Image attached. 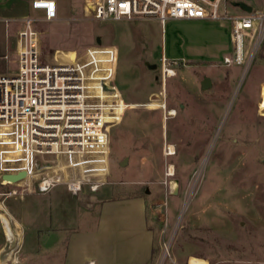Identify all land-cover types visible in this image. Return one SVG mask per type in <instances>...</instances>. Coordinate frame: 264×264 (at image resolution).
I'll return each mask as SVG.
<instances>
[{
	"label": "rangeland",
	"instance_id": "obj_1",
	"mask_svg": "<svg viewBox=\"0 0 264 264\" xmlns=\"http://www.w3.org/2000/svg\"><path fill=\"white\" fill-rule=\"evenodd\" d=\"M239 1L264 7V0H222L220 13L244 11ZM81 5L73 26L38 32L40 57L51 64L76 61L90 46H116L108 86L119 88L128 107L110 127V174L92 179L100 181L95 190L89 182L58 183L22 197L1 194L15 186L0 182V257L13 249L22 264H61L59 235L35 239L31 228L24 241V227L13 223L11 213L36 224L48 210L78 213L84 230L93 221L85 198L108 191L148 199L155 235L151 263L264 264V39L242 64H224L202 55L212 44L216 55L226 46L229 19H168L161 28L155 18L98 20ZM172 42L184 58L165 53ZM230 43L232 56L233 38ZM15 66L0 55V72L11 74ZM205 77L212 81L207 89L201 86ZM13 233L10 242L6 234Z\"/></svg>",
	"mask_w": 264,
	"mask_h": 264
},
{
	"label": "built area",
	"instance_id": "obj_2",
	"mask_svg": "<svg viewBox=\"0 0 264 264\" xmlns=\"http://www.w3.org/2000/svg\"><path fill=\"white\" fill-rule=\"evenodd\" d=\"M221 2L88 0L87 8L98 20L139 16L155 18L161 26L168 19H229L234 54L224 56L223 63L242 64L264 39V7L223 15ZM32 7L44 9L45 19L57 16L55 0H33ZM36 20L24 19L15 72L0 76V182L15 186L1 194L22 197L47 192L58 183L80 187L89 182L95 190L100 181L92 179L110 174V127L122 120L128 107L120 90L108 86L117 49L99 44L88 47L84 59L43 62ZM21 171L25 175L15 182L2 177ZM6 236L10 242L15 239L14 233ZM0 259L2 264H22L13 249Z\"/></svg>",
	"mask_w": 264,
	"mask_h": 264
},
{
	"label": "crops",
	"instance_id": "obj_3",
	"mask_svg": "<svg viewBox=\"0 0 264 264\" xmlns=\"http://www.w3.org/2000/svg\"><path fill=\"white\" fill-rule=\"evenodd\" d=\"M32 1L0 0V55L15 62V69L17 67L18 34L25 25L24 19L26 17L38 18L34 21L33 26L41 35H44L48 32H55L58 28L73 26L75 20L80 19L78 14L80 2L84 11L88 13V0H55L57 16L48 20L44 18L45 10L33 8ZM174 20L205 21L206 19ZM229 24L230 29L226 31L228 40L225 43L226 46L216 55L211 50L216 51L217 47L212 44L213 47L205 52L206 54H203L202 57L221 62L224 56L229 54L228 51L232 48L230 43L232 38L231 23L229 22ZM215 39H218V35H215ZM177 49V45L172 42L168 46L166 44L164 50L173 58H184ZM60 56L62 57L61 53ZM190 58L196 59L194 56H190ZM2 75L8 74L0 72V76ZM85 200L86 204L83 208L93 220L88 229L83 230L80 227L78 213L74 217L72 212L54 215L48 210L45 217L38 220V224L35 222L27 223L25 218L20 219L11 213L12 221L14 224L23 225L24 232L21 237L24 241L31 228L34 237L36 236L35 239L41 238L42 234L52 235L56 233L59 235L60 239L56 242L64 245L61 264H149L152 262L155 235L146 196L139 193L123 197L113 196L108 191H102L101 194L92 193L90 199L85 198ZM80 201L83 206V201L81 199ZM96 205H99L97 211H95ZM75 210L77 212V209ZM35 226H39L37 231L34 230ZM48 241L50 240H46V242Z\"/></svg>",
	"mask_w": 264,
	"mask_h": 264
},
{
	"label": "water",
	"instance_id": "obj_4",
	"mask_svg": "<svg viewBox=\"0 0 264 264\" xmlns=\"http://www.w3.org/2000/svg\"><path fill=\"white\" fill-rule=\"evenodd\" d=\"M237 5L240 6L242 9H244L246 11H252L253 10L252 5H250V4H248V3L244 2V1H239L237 3ZM98 41H99V39H98ZM211 84H212V81H211V79L209 77H205L202 80V82H201V86L204 89L209 88L211 86ZM124 161H126V159ZM24 175H25V171H21V172H19L17 174H3L2 177L4 179L11 180V181L15 182V181L21 179Z\"/></svg>",
	"mask_w": 264,
	"mask_h": 264
},
{
	"label": "bare ground",
	"instance_id": "obj_5",
	"mask_svg": "<svg viewBox=\"0 0 264 264\" xmlns=\"http://www.w3.org/2000/svg\"><path fill=\"white\" fill-rule=\"evenodd\" d=\"M170 72V71H169ZM176 112V111H175ZM169 114H172L173 115V113H174V111H173V109L172 110H170L169 112H168ZM168 153H173L174 152V145L173 144H169V146H168ZM169 173L171 174L172 173V165H171V167H170V171H169Z\"/></svg>",
	"mask_w": 264,
	"mask_h": 264
}]
</instances>
